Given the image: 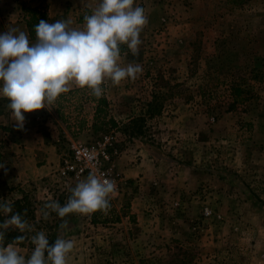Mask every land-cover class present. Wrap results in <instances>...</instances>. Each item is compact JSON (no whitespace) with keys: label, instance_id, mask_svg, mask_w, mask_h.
Wrapping results in <instances>:
<instances>
[{"label":"rangeland","instance_id":"1","mask_svg":"<svg viewBox=\"0 0 264 264\" xmlns=\"http://www.w3.org/2000/svg\"><path fill=\"white\" fill-rule=\"evenodd\" d=\"M135 2L146 9L142 2ZM150 6L161 8V19L156 18L142 32L139 56L128 52L123 57L124 63L134 60L141 63L143 74L118 86L108 83L105 95L99 99L82 89L80 115L86 118L84 128L88 124L84 133L79 129L76 118L79 115L74 108L64 111L67 125L58 122L57 114L49 110L55 123L47 128L60 133L65 143L67 127L77 137L81 134L80 141L84 143L103 135L112 136L118 151L115 170L120 173L141 163V152L147 146H166L169 155H176L183 163L192 160L201 168L213 166L216 172L213 174L222 176L228 184L219 179L213 191L201 187L194 192L206 198V204L201 203L200 207L203 220V209L208 206L213 211L210 221L216 224L214 229L222 226L223 214L232 225V232L219 251V264H263L264 201L259 195L264 191V179L257 178V166L264 155V145L257 139L264 132L256 122V114L260 101L264 100V0H153ZM72 11L67 1L55 18H73ZM99 105L102 112L95 114ZM41 111L46 113V109ZM213 134L222 135L213 138ZM239 164L247 165L249 171L237 169ZM222 167L225 173H217ZM255 182L260 186H254ZM74 186L75 183L65 184L49 176L0 201L11 200L14 213L24 215L26 210L25 219L36 231H45L50 242H54L62 221L55 213L44 220L40 209L50 199L63 205L69 188ZM169 187L164 190L153 183L144 188L135 185L134 180H124L119 185L125 194L121 197V212H128V205L137 198L145 211L149 208L148 211L164 220L175 219V207H169L179 190L172 186L169 191ZM225 188L230 197L221 196L220 191ZM14 202L21 204L14 207ZM111 204L107 215L96 212L95 224L91 215L65 217L68 222L65 235L76 245L69 264H78L79 259L84 264H114L112 224L117 209L112 201ZM253 209L263 212L262 219L260 215L253 223L242 219L246 211ZM6 218L0 212V222ZM196 222L201 228L209 227L206 221ZM6 235L15 238L21 233L10 226ZM133 236L127 238L132 241ZM14 238H6L5 242ZM20 247L25 256L33 248L30 240Z\"/></svg>","mask_w":264,"mask_h":264},{"label":"crops","instance_id":"2","mask_svg":"<svg viewBox=\"0 0 264 264\" xmlns=\"http://www.w3.org/2000/svg\"><path fill=\"white\" fill-rule=\"evenodd\" d=\"M67 1L70 2L73 10L74 17L69 19L74 20V27H81L85 13L90 14L91 8L97 4V0H0V34L9 27H17L30 36L24 8L44 7L48 22L54 23L57 20L55 13L63 11ZM136 1L147 6L145 10L149 14V24H153L156 18L161 19L162 16L159 17L161 8L150 6L153 0ZM76 89L80 90L75 91ZM82 93V88L73 84L70 92L62 94L51 110L57 114L58 122L67 125L64 121L67 119L64 111L69 108L77 109L76 113L79 115L76 117L79 120L77 124L84 133L88 124L84 128L86 118L80 115ZM260 103L256 122L264 132V100ZM7 104V99L0 98V162H6L7 169L5 172V168H0V198H8L18 193L19 189L49 177L60 165L65 145L74 139L82 140V135L79 134L80 136L77 137L69 127L66 129V143L59 136L60 133L55 132L53 128L48 130L47 126H53L51 123H55V118L49 117L51 115L49 109H46L45 114L41 110L24 113L25 124L20 130L11 111L7 109ZM91 118L93 119V115L90 116ZM220 135L222 134L212 136L216 138ZM259 136L257 140L264 145V133H259ZM141 154V163L121 171L124 180H134L135 185L144 188H148L153 183L164 190L170 186L169 191L175 186V190H179V193L175 195L177 196L175 202L169 209L175 207L174 212L177 214L175 219L164 220V217L157 216L152 210L148 211L149 208L145 211V206L142 202H137V198L131 201V206L128 205V212L122 213L121 197L125 194L123 188L118 189L111 200L117 209L116 214L114 211L115 218L112 224L114 225V264H219L218 254L225 243V237L232 232V225L226 221L225 214L222 217L225 221L220 223L222 226L219 228L214 229L216 224H211L210 221L213 218L203 220L200 207L206 204V198L202 199L203 196L195 195L194 191L201 187L213 191L218 187L216 184H219V179L223 182L227 180L222 179V176L214 175L213 173L216 172L213 166L201 168L192 160L191 163H183L176 155H169L166 146L158 148L147 146ZM237 169L249 171L247 165L239 164ZM257 170L259 175L257 178L264 179V155L258 163ZM225 171L226 169L222 167L217 173L224 174ZM253 184L256 187L260 186L258 182ZM226 188L225 191H220L223 198L230 197V194L226 193ZM261 192L263 193L258 195L264 201V191ZM134 195L137 196L135 193ZM207 200L208 203L209 198ZM148 207H151V202ZM258 215L262 219L263 212L253 209L246 211L242 219L253 223ZM196 221L207 222L209 227L201 228V224ZM131 234L135 235L132 241L127 238ZM18 248L22 251L20 246ZM78 264L84 263L79 259Z\"/></svg>","mask_w":264,"mask_h":264},{"label":"clouds","instance_id":"3","mask_svg":"<svg viewBox=\"0 0 264 264\" xmlns=\"http://www.w3.org/2000/svg\"><path fill=\"white\" fill-rule=\"evenodd\" d=\"M148 24L149 14L135 0H97L90 14L83 16L81 27H74L71 19L54 23L40 20L34 26V41L20 28H7L0 34V98L7 99L6 107L17 128H24V113L51 110L73 84L99 99L105 95L108 83L118 86L138 79L144 72L143 65L135 60L124 63L123 57L128 52L139 56L141 34ZM5 165L0 162V168L7 172ZM117 190L115 180L89 171L69 188L63 205L54 199L44 202L41 217L47 220L55 213L62 221L51 243L45 231H36L25 219L26 210L24 215L14 213L13 202L3 199L0 212L7 218L0 222V264H69L76 245L65 235V217L96 212L107 215ZM10 226L21 235L5 244ZM25 240L33 246L27 256L18 248Z\"/></svg>","mask_w":264,"mask_h":264},{"label":"built area","instance_id":"4","mask_svg":"<svg viewBox=\"0 0 264 264\" xmlns=\"http://www.w3.org/2000/svg\"><path fill=\"white\" fill-rule=\"evenodd\" d=\"M212 122H215L214 117ZM113 141L110 135H103L99 139L85 143L78 139L69 141L64 147L60 165L50 176L57 177L65 184H76L86 177L89 171H98L105 177L115 180L119 189L124 178L115 170V158L118 156V151ZM212 215L213 211L206 206L203 209V216L210 218Z\"/></svg>","mask_w":264,"mask_h":264},{"label":"trees","instance_id":"5","mask_svg":"<svg viewBox=\"0 0 264 264\" xmlns=\"http://www.w3.org/2000/svg\"><path fill=\"white\" fill-rule=\"evenodd\" d=\"M24 11L26 12V15H27V20H26V23H27V27L29 29V32H30V36L33 40H35V32H34V26L36 24L39 23L40 20H46L48 21V15L46 13L45 10H43L42 8L40 7H35V8H24ZM102 112V108L101 106L99 105L98 108H97V114H100ZM20 202H14V207H19L20 206ZM95 216H96V213L93 214V220L92 222L95 224L96 223V220H95ZM11 235H6L5 239H9V238H14V236H11ZM12 241V240H11ZM11 241H8V242H5V244L11 242ZM51 243V242H50ZM20 246V245H18ZM231 254V251L229 252Z\"/></svg>","mask_w":264,"mask_h":264}]
</instances>
